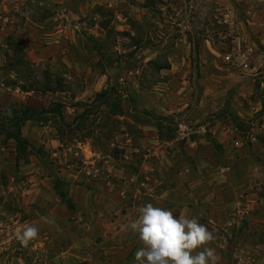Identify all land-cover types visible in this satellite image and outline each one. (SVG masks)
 <instances>
[{"label":"rangeland","instance_id":"obj_1","mask_svg":"<svg viewBox=\"0 0 264 264\" xmlns=\"http://www.w3.org/2000/svg\"><path fill=\"white\" fill-rule=\"evenodd\" d=\"M148 203L264 264V0H0V264H137Z\"/></svg>","mask_w":264,"mask_h":264},{"label":"clouds","instance_id":"obj_2","mask_svg":"<svg viewBox=\"0 0 264 264\" xmlns=\"http://www.w3.org/2000/svg\"><path fill=\"white\" fill-rule=\"evenodd\" d=\"M143 247L135 254L137 264H217L215 250L206 245L214 237L196 218L175 217L169 210L151 203L140 208L138 219L131 222ZM27 246L37 238L38 228L27 226L17 233Z\"/></svg>","mask_w":264,"mask_h":264},{"label":"crops","instance_id":"obj_3","mask_svg":"<svg viewBox=\"0 0 264 264\" xmlns=\"http://www.w3.org/2000/svg\"><path fill=\"white\" fill-rule=\"evenodd\" d=\"M188 148H190V145H188ZM194 154H196L197 157L200 155L199 152L196 151V149L194 151ZM207 158L212 160V153L210 154V157L207 156ZM205 163L208 164V162H205ZM211 167H212V165L209 164V169ZM205 172H206V174L200 172L198 174V177L191 181L190 187H191V189L192 188H195V189L188 190L189 192H187V195H189V196H188L187 203L192 202L191 204H197L198 201L199 202L210 201L211 198L213 197L214 192H215L214 187L216 185V182L218 183V181H215V180L218 179V175H214L213 172H208V170H206ZM218 180H220V179H218ZM203 188H205L206 190L203 191Z\"/></svg>","mask_w":264,"mask_h":264},{"label":"trees","instance_id":"obj_4","mask_svg":"<svg viewBox=\"0 0 264 264\" xmlns=\"http://www.w3.org/2000/svg\"><path fill=\"white\" fill-rule=\"evenodd\" d=\"M45 90L46 89H41V92H45ZM25 107H27V106H25ZM13 136H15L14 137V139H15V141L17 140V141H20L21 139L18 137V136H16V135H13ZM60 196H61V199L64 201V202H66L67 203V206L70 208H72L73 207V204L71 203V201L69 200V198L64 194V192H62V191H60Z\"/></svg>","mask_w":264,"mask_h":264}]
</instances>
